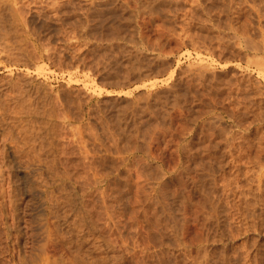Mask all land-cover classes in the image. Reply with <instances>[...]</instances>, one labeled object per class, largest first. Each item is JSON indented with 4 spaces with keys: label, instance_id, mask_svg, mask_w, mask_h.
Instances as JSON below:
<instances>
[{
    "label": "rangeland",
    "instance_id": "1",
    "mask_svg": "<svg viewBox=\"0 0 264 264\" xmlns=\"http://www.w3.org/2000/svg\"><path fill=\"white\" fill-rule=\"evenodd\" d=\"M0 47V264H264V0H0Z\"/></svg>",
    "mask_w": 264,
    "mask_h": 264
},
{
    "label": "bare ground",
    "instance_id": "2",
    "mask_svg": "<svg viewBox=\"0 0 264 264\" xmlns=\"http://www.w3.org/2000/svg\"><path fill=\"white\" fill-rule=\"evenodd\" d=\"M53 1V0H52ZM217 1V0H216ZM237 1V0H236ZM198 2V1H197ZM210 2V1H209ZM54 3V2H53ZM246 3V2H245ZM150 4V3H149ZM227 4V3H226ZM235 4V3H234ZM56 5V4H55ZM161 5V4H160ZM241 5V4H240ZM49 6V5H48ZM53 6H54V4H53ZM218 6V5H217ZM160 7V6H159ZM197 7V6H196ZM244 7V6H243ZM28 8V7H27ZM53 8V7H52ZM57 8V7H56ZM232 8V7H231ZM18 9V8H17ZM16 9V11H18ZM22 9V8H21ZM151 9V8H150ZM200 9V8H199ZM208 9V8H207ZM252 9V8H251ZM257 9V8H256ZM165 10V9H164ZM151 11V10H150ZM166 11V10H165ZM253 11V10H252ZM19 12V11H18ZM98 12V11H97ZM100 12V11H99ZM209 12V11H208ZM256 12V11H255ZM117 13V12H116ZM156 13V12H155ZM207 13V12H206ZM227 13V12H226ZM14 14V13H13ZM19 15H21V14H19ZM53 15V14H52ZM14 16H16V15H13V17ZM56 16V15H55ZM59 16V15H58ZM70 16V15H69ZM174 16V15H173ZM256 16V15H255ZM12 17V16H11ZM17 17H18V14H17ZM87 17V16H86ZM210 17V16H209ZM249 17V16H248ZM21 18H22V16H21ZM24 18V17H23ZM59 18V17H58ZM259 19V18H258ZM192 20V19H191ZM207 20V19H206ZM228 20V19H227ZM2 22V21H1ZM24 22H25V20H24ZM7 23V22H6ZM92 23V22H91ZM102 23V22H101ZM111 23V22H110ZM22 24V23H21ZM56 24V23H55ZM47 25V24H46ZM74 25V24H73ZM96 25V24H95ZM27 26V25H26ZM86 26V25H85ZM88 26V25H87ZM94 26V25H93ZM206 26V25H205ZM210 26V25H209ZM104 27V26H103ZM227 27V26H226ZM232 27V26H231ZM87 28V27H86ZM76 29H78V28H76ZM91 29V28H90ZM97 29V28H96ZM229 29V28H228ZM231 29V28H230ZM235 30V29H234ZM90 31H92V30H90ZM95 31V30H94ZM118 32V31H117ZM160 32V31H159ZM3 33H4V31H3ZM164 33V32H163ZM187 33V32H186ZM231 33V32H230ZM240 33V32H239ZM242 33V32H241ZM244 33V32H243ZM92 34V33H91ZM162 34V33H161ZM173 34V33H172ZM184 34V33H183ZM93 35V34H92ZM178 35V34H177ZM6 36H8V35H6ZM88 36V35H87ZM187 36V35H186ZM221 36V35H220ZM36 37V36H35ZM44 37V36H43ZM51 37V36H50ZM225 37V36H224ZM47 38V37H46ZM81 38V37H80ZM85 38V37H84ZM83 38V39H84ZM95 38V37H94ZM99 38V37H98ZM167 38V37H166ZM184 38V37H183ZM247 38H248V35H247ZM259 38V37H258ZM43 39V38H42ZM191 39V38H190ZM218 39V38H217ZM261 40V39H260ZM69 41H70V39H69ZM68 41V42H69ZM200 41V40H199ZM210 41V40H209ZM231 41V40H230ZM248 41V40H247ZM136 42V41H135ZM257 42V41H256ZM84 43H85V41H84ZM176 43V42H175ZM179 43V42H178ZM177 43V44H178ZM239 43V42H238ZM6 44V43H5ZM208 44V43H207ZM210 44V43H209ZM2 45V44H1ZM44 45V44H43ZM84 45V44H83ZM144 45V44H143ZM201 45V44H200ZM227 45V44H226ZM244 45H246V43L244 44ZM259 45V44H258ZM178 46V45H177ZM250 46V45H249ZM262 46V45H261ZM44 47V46H43ZM42 47V48H43ZM58 47V46H57ZM201 47V46H200ZM226 47V46H225ZM0 48H3V47H0ZM15 48V47H14ZM233 48V47H232ZM251 48V47H250ZM5 49V48H4ZM7 49V48H6ZM238 49V48H237ZM47 50V49H46ZM54 50V49H53ZM252 50V49H251ZM257 50V49H256ZM64 51V50H63ZM160 51V50H159ZM263 51V50H262ZM130 52V51H129ZM165 53V52H164ZM6 54V53H5ZM31 54V53H30ZM17 55V54H16ZM22 55V54H21ZM56 55V54H55ZM165 55V54H164ZM167 55V54H166ZM248 55V54H247ZM27 56V55H26ZM32 56H33V53H32ZM25 57V56H24ZM37 57V56H36ZM255 57H257V55L255 56ZM260 57V56H259ZM39 58V57H38ZM49 58V57H48ZM10 59V58H9ZM56 59V58H55ZM262 59V58H261ZM54 61V60H53ZM52 61V62H53ZM213 61V60H212ZM17 62V61H16ZM55 62V61H54ZM58 62V61H57ZM249 62V61H248ZM61 63V62H60ZM17 64H18V62H17ZM259 64V63H258ZM261 64V63H260ZM263 64V63H262ZM257 65V64H256ZM2 66V65H1ZM5 67V66H4ZM259 67H261V66H259ZM12 68V67H11ZM202 68V67H201ZM9 69V68H8ZM192 73V72H191ZM203 73V72H202ZM193 74V73H192ZM206 74V73H205ZM205 78V77H204ZM202 79V78H201ZM200 79V80H201ZM198 80V79H197ZM209 81V80H208ZM224 82V81H223ZM25 83V82H24ZM26 83H28V82H26ZM203 84V83H202ZM240 84V83H239ZM210 85V84H209ZM229 85V84H228ZM29 86V85H28ZM152 86V85H151ZM216 86V85H215ZM225 86V85H224ZM240 86V85H239ZM242 86V85H241ZM20 88V87H19ZM19 88L17 89V92H18V90H19ZM168 88V87H167ZM207 88V87H206ZM23 89V88H22ZM25 89V88H24ZM240 89V88H239ZM21 91V90H20ZM237 91V90H236ZM241 91V90H240ZM252 91V90H251ZM257 91V90H256ZM13 92V91H12ZM16 92V91H15ZM206 92V91H205ZM245 92V91H244ZM10 93V92H9ZM5 94H8V93H5ZM20 94V93H19ZM18 94V95H19ZM225 94V93H224ZM28 95V94H27ZM229 95V94H228ZM257 95V94H256ZM6 96V95H5ZM9 96V95H8ZM16 96V95H15ZM20 96V95H19ZM226 96V95H225ZM230 96V95H229ZM222 97V96H221ZM239 97V96H238ZM216 99V98H215ZM220 99V98H219ZM19 100V99H18ZM236 100V99H235ZM234 100V101H235ZM11 101H13V99L11 100ZM239 101V100H238ZM228 102V101H227ZM236 102V101H235ZM234 102V103H235ZM233 103V104H234ZM243 103H245V102H243ZM249 105H250V103H249ZM244 107V106H243ZM228 108V107H227ZM263 108V107H262ZM230 110V109H229ZM140 111V110H139ZM133 112V111H132ZM238 112V111H237ZM210 113V112H209ZM231 114V113H230ZM229 114V115H230ZM234 115V114H233ZM217 116V115H216ZM232 116V115H231ZM215 117V116H214ZM239 117V116H238ZM257 117H258V115H257ZM260 118V117H259ZM210 119V118H209ZM237 119V118H236ZM241 119V118H240ZM211 120V119H210ZM214 120V119H213ZM263 120V119H262ZM206 121H207V119H206ZM236 123V122H235ZM242 136V135H241ZM236 138V137H235ZM11 139V138H10ZM206 139V138H205ZM226 139V138H225ZM230 139V138H229ZM214 141V140H213ZM234 142V141H233ZM214 145V144H213ZM207 146V145H206ZM234 146V145H233ZM241 146V145H240ZM4 148H5V146H4ZM182 149V148H181ZM183 151V150H182ZM191 152V151H190ZM230 152V151H229ZM228 152V153H229ZM210 153V152H209ZM193 155V154H192ZM209 155V154H208ZM9 158V157H8ZM7 159V158H6ZM8 161V160H7ZM2 162V161H1ZM2 164V163H1ZM11 164H12V162H11ZM256 164V163H255ZM260 168H262V167H260ZM2 169H0V172H2L1 171ZM260 172V171H259ZM1 186V185H0ZM2 187V186H1ZM12 189V188H11ZM1 191V190H0ZM11 191V190H10ZM1 192H3V191H1ZM24 193V192H23ZM6 194V193H5ZM12 195V194H11ZM13 196V195H12ZM20 196H21V194H20ZM1 197V196H0ZM4 197V196H3ZM13 198V197H12ZM19 198V197H18ZM14 200V199H13ZM1 201V200H0ZM15 201V200H14ZM16 202V201H15ZM5 203V202H4ZM15 206V205H14ZM15 212V211H14ZM10 213V212H9ZM13 214V213H12ZM23 214H24V212H23ZM2 215V214H1ZM13 216V215H12ZM8 217H9V215H8ZM3 219V218H2ZM3 221H5V220H3ZM14 221V220H13ZM27 227V226H26ZM29 231V230H28ZM24 232V231H23ZM26 233V232H25ZM30 234H32V233H30ZM2 235V234H1ZM5 235V234H4ZM22 235V234H21ZM33 236H34V234H33ZM14 237V236H13ZM5 239V238H4ZM3 241V240H2ZM12 242H13V240H12ZM25 244V243H24ZM12 245V244H11ZM23 246V245H22ZM25 246V245H24ZM2 247V246H1ZM19 256V255H18ZM6 258V257H5ZM21 258V257H20ZM25 258V257H24ZM1 259V258H0ZM13 259V258H12ZM18 259V258H17ZM9 260V259H8ZM16 260V259H15ZM3 261V260H2ZM29 261V260H28ZM31 261V260H30ZM4 262V261H3ZM11 262V261H10ZM18 263V262H17ZM24 264V263H23Z\"/></svg>",
    "mask_w": 264,
    "mask_h": 264
}]
</instances>
